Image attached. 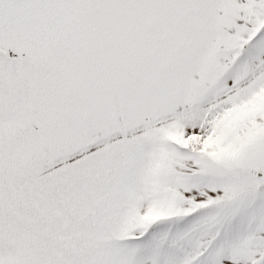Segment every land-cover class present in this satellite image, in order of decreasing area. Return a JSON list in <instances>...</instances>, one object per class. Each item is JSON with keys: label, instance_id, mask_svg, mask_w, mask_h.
Here are the masks:
<instances>
[{"label": "snow or ice", "instance_id": "6c2138e0", "mask_svg": "<svg viewBox=\"0 0 264 264\" xmlns=\"http://www.w3.org/2000/svg\"><path fill=\"white\" fill-rule=\"evenodd\" d=\"M0 264H264V0H0Z\"/></svg>", "mask_w": 264, "mask_h": 264}]
</instances>
